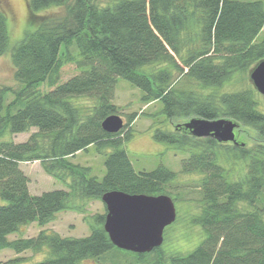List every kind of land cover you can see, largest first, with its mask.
I'll return each instance as SVG.
<instances>
[{
	"label": "trees",
	"instance_id": "trees-1",
	"mask_svg": "<svg viewBox=\"0 0 264 264\" xmlns=\"http://www.w3.org/2000/svg\"><path fill=\"white\" fill-rule=\"evenodd\" d=\"M27 6L30 28L12 50L19 87L0 86V199L7 202L0 206V250H47L35 264L106 263V255L119 250L104 230L106 206L103 214L91 217L87 237L47 230L35 237L9 236L32 223L44 227L59 212L85 214L89 202L102 201L111 191L171 197L177 172L165 166L137 172L130 161L126 144L139 113L129 115L118 133L102 128L108 116L121 115L113 100L118 80L124 79L143 91L146 105L161 101L170 121L232 119L252 128L259 140L247 147L199 138L184 124L155 130L156 141L189 152L180 173L203 176L200 213L192 222L205 237L187 253H167L162 247L145 254L125 251L132 255L122 264H264V113L254 89L218 90L235 73L264 60V38L257 39L264 27L263 2L28 0ZM9 41L7 16L0 11V57ZM68 64L78 73L60 84ZM151 66L163 67L143 71ZM82 98L94 101L90 110L79 104ZM33 128L25 142L4 140ZM91 146L99 153L110 151L101 180L91 176L90 167L70 160ZM31 161H40L66 190L32 195L20 168ZM241 167L245 171L237 176ZM24 262L18 256L0 264Z\"/></svg>",
	"mask_w": 264,
	"mask_h": 264
},
{
	"label": "rangeland",
	"instance_id": "rangeland-1",
	"mask_svg": "<svg viewBox=\"0 0 264 264\" xmlns=\"http://www.w3.org/2000/svg\"><path fill=\"white\" fill-rule=\"evenodd\" d=\"M28 0H0V11H3L7 16L9 28V47L7 52L0 57V86H11L18 88L19 83L15 80V67L12 62V50L25 36L29 27V11L27 6ZM103 3L112 2V0H101ZM243 2L261 1L264 0H239ZM264 38V27L258 36V41ZM163 66H151L143 68V71H158ZM255 66L248 72L235 73L233 77L227 81L223 87L218 88L220 92L232 93L244 89H254L259 101L258 109L264 113V96L257 92L250 74ZM149 69V70H148ZM78 73L74 64L66 65L61 71L60 84L65 83L70 78ZM45 86H42L44 89ZM210 89L209 91H211ZM207 92V91H206ZM144 93L141 89L132 85L129 81L119 79L115 89V98L113 103L119 107L120 114L124 124L128 123L129 115L139 113L138 118L132 126V138L126 144L130 161L137 172L153 171L160 166H165L174 172L178 173L177 179L171 184V197L175 199L177 208V220L165 230L164 243L161 246L167 253L181 252L187 253L194 250L203 240L205 234L199 225L192 222V216L200 213L201 199V179L200 173L182 174V160L189 156V152H184L176 147L164 142L156 141L153 137L155 130H174L178 125H183L193 118H176L169 120L163 113V103L156 101L151 104L143 102ZM12 96L7 100L11 101ZM79 104L84 106L86 110H90L94 105L91 99L82 98ZM143 113V114H142ZM235 122L232 119H227ZM236 123V122H235ZM238 124V123H237ZM124 125V127H125ZM123 127V128H124ZM37 129H32L27 133L16 135L8 134L5 141H13L14 143H22L29 139L31 134ZM129 128L125 129V132ZM237 140L239 144H244L247 147H252L258 142L259 137L256 132L249 127L238 124L236 129ZM106 153H99L94 146L89 147L87 151L80 152L75 157L70 158L74 164L90 167L92 169L91 176L97 177L99 180L107 173L106 158L109 150ZM243 166V165H242ZM21 170L29 178V191L32 195H41L44 192L64 189L66 185L51 175L47 174L40 161L22 162L20 163ZM241 167L238 170L237 176L244 172ZM7 202L0 199V206L6 205ZM105 205L102 201H91L87 206L85 214H80L74 211H63L56 214V219L50 224L40 227L37 223L25 225L20 230L9 236L10 240L17 238L35 237L41 230L59 233L63 237L83 238L91 233L89 221L96 214H103ZM88 217V218H87ZM130 255H126L123 250H113L106 255V263L97 262L95 260H85L81 264H122ZM24 258V264H35L43 261L47 257V250L43 253H34L33 251H25L21 254H16L13 250H0V261H7L15 257ZM128 257V258H125Z\"/></svg>",
	"mask_w": 264,
	"mask_h": 264
},
{
	"label": "water",
	"instance_id": "water-1",
	"mask_svg": "<svg viewBox=\"0 0 264 264\" xmlns=\"http://www.w3.org/2000/svg\"><path fill=\"white\" fill-rule=\"evenodd\" d=\"M250 78L264 96V60L258 63ZM121 116L114 114L102 122L107 133H118L124 127ZM192 135L199 138L215 137L220 142H236L237 123L226 120L193 118L184 124ZM107 214L104 230L118 249L145 254L161 247L165 230L177 220V208L172 197L147 194H127L120 191L107 192L102 196Z\"/></svg>",
	"mask_w": 264,
	"mask_h": 264
},
{
	"label": "flooded vegetation",
	"instance_id": "flooded-vegetation-1",
	"mask_svg": "<svg viewBox=\"0 0 264 264\" xmlns=\"http://www.w3.org/2000/svg\"><path fill=\"white\" fill-rule=\"evenodd\" d=\"M210 137H212V136H210ZM213 138H215V137H213ZM237 141H238V140H237ZM237 141H236L235 143H238ZM229 143H230V142H229ZM235 143H234V144H235Z\"/></svg>",
	"mask_w": 264,
	"mask_h": 264
},
{
	"label": "crops",
	"instance_id": "crops-1",
	"mask_svg": "<svg viewBox=\"0 0 264 264\" xmlns=\"http://www.w3.org/2000/svg\"><path fill=\"white\" fill-rule=\"evenodd\" d=\"M79 154V153H78Z\"/></svg>",
	"mask_w": 264,
	"mask_h": 264
}]
</instances>
